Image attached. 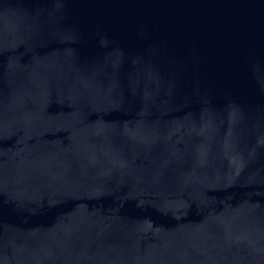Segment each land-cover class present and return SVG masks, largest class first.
Here are the masks:
<instances>
[{
	"label": "water",
	"instance_id": "obj_1",
	"mask_svg": "<svg viewBox=\"0 0 264 264\" xmlns=\"http://www.w3.org/2000/svg\"><path fill=\"white\" fill-rule=\"evenodd\" d=\"M0 264H264V0H0Z\"/></svg>",
	"mask_w": 264,
	"mask_h": 264
}]
</instances>
